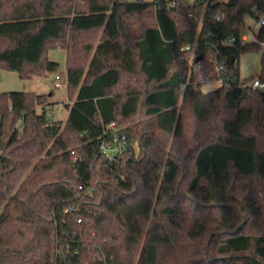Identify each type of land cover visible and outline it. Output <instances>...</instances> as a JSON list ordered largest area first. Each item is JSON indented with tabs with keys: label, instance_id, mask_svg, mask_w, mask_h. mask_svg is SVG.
I'll list each match as a JSON object with an SVG mask.
<instances>
[{
	"label": "trees",
	"instance_id": "1",
	"mask_svg": "<svg viewBox=\"0 0 264 264\" xmlns=\"http://www.w3.org/2000/svg\"><path fill=\"white\" fill-rule=\"evenodd\" d=\"M212 1L0 0V67L56 73L62 48L70 100L64 121L53 91L0 93V264H264V89L205 90L261 50L264 0Z\"/></svg>",
	"mask_w": 264,
	"mask_h": 264
},
{
	"label": "rangeland",
	"instance_id": "2",
	"mask_svg": "<svg viewBox=\"0 0 264 264\" xmlns=\"http://www.w3.org/2000/svg\"><path fill=\"white\" fill-rule=\"evenodd\" d=\"M257 31L256 19L248 16L245 19V26L241 32V38L244 42H251L254 38V33ZM263 50L246 52L241 55L238 60L237 66L240 68L241 79L249 77H258L261 71V57ZM51 60L59 63V69L56 73H47L42 76H34L29 79H23L19 76L18 72L8 70L0 67V93L3 92H37L39 94H49L53 91V95L49 97V107L52 110L53 118L55 120H66L70 109L66 106L70 103L68 96V88L65 83L60 86H55L53 80L55 74H64L66 72L67 54L62 48H53L48 52ZM65 77V75H64ZM248 83H251L249 79ZM218 85L214 82H208L205 90H212L217 88ZM246 115V112H245ZM227 127H232L228 124ZM239 139L240 146L253 147L252 139Z\"/></svg>",
	"mask_w": 264,
	"mask_h": 264
},
{
	"label": "built area",
	"instance_id": "3",
	"mask_svg": "<svg viewBox=\"0 0 264 264\" xmlns=\"http://www.w3.org/2000/svg\"><path fill=\"white\" fill-rule=\"evenodd\" d=\"M178 0H167L168 6H175ZM180 1V0H179ZM186 4L192 3H212V0H181ZM218 1V0H217ZM221 18L219 14L216 16ZM256 27L257 31L254 33L253 41H257L260 45V48L264 52V14L259 15L256 18ZM242 40V38H241ZM236 41V37L232 36L229 39L222 40L220 43L222 45H232ZM243 41V40H242ZM244 42V41H243ZM65 80V77L59 74L55 75V86H60L61 82ZM242 81L240 76L237 73L229 69L226 65H219L214 71L209 74V82H214L217 85L221 84H230L236 81ZM244 85H249L252 89H264V82L260 81L259 76L251 78V83L248 82ZM128 136L125 132L120 131L116 126L115 122L111 123L108 126V131L106 132V137L100 144V151L104 155H108L111 158L117 156H122L127 149Z\"/></svg>",
	"mask_w": 264,
	"mask_h": 264
},
{
	"label": "water",
	"instance_id": "4",
	"mask_svg": "<svg viewBox=\"0 0 264 264\" xmlns=\"http://www.w3.org/2000/svg\"><path fill=\"white\" fill-rule=\"evenodd\" d=\"M159 4L162 6V7H166L164 2H159Z\"/></svg>",
	"mask_w": 264,
	"mask_h": 264
}]
</instances>
